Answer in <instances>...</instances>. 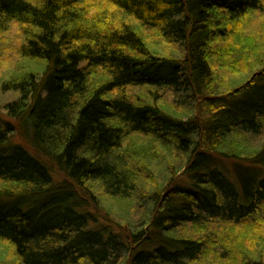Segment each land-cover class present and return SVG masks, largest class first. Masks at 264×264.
Returning <instances> with one entry per match:
<instances>
[{
  "label": "trees",
  "instance_id": "trees-1",
  "mask_svg": "<svg viewBox=\"0 0 264 264\" xmlns=\"http://www.w3.org/2000/svg\"><path fill=\"white\" fill-rule=\"evenodd\" d=\"M257 14L264 0H0L18 55L0 83L15 94L0 245L23 264H260L245 240L264 238ZM104 199L133 203L135 230L115 235L111 215L91 229Z\"/></svg>",
  "mask_w": 264,
  "mask_h": 264
},
{
  "label": "rangeland",
  "instance_id": "rangeland-1",
  "mask_svg": "<svg viewBox=\"0 0 264 264\" xmlns=\"http://www.w3.org/2000/svg\"><path fill=\"white\" fill-rule=\"evenodd\" d=\"M250 23L251 24L248 27L257 28L260 25L264 24V18L262 17L261 14H257V16L254 17V20L250 21ZM15 35L17 34L13 32L11 34L5 35L4 37L0 38V83L2 82V80H4L6 76L9 75L8 71L11 68L9 67V64L7 62L11 61L12 59H17L16 56H18L17 51H15L16 49V46L14 44ZM14 98H15V94L13 95L10 93L2 92L1 86H0V118L1 119H4L6 117L4 116V111H3L4 106L3 105L11 102ZM15 137H16L14 138L15 143L18 142L22 144L23 146L29 148L31 152H34L30 149L31 146L27 140L25 141L24 138L21 137L19 134L16 135ZM231 158L233 161L230 162L229 160L227 159L225 160L223 157H220L221 162L219 163V165L223 166V168H225V170L228 171V173L233 172L232 168H234L235 166H239V167L246 166L245 164L246 162L241 164L240 161L236 162L237 160H240V159L233 158V157ZM87 209H88L86 210L87 213L95 215V217H96V213L97 215H99L97 218H95L96 220H94V221H99V222L93 221L94 223L93 222L91 223V229H94V226L96 228L104 227V224L107 221V219L105 220V217L108 215H111L115 219H118L117 225L116 226L113 225L114 227H112V229L115 230V235L119 233L123 235V231H125V229H129L128 232L130 233L131 230H135V225L139 223L138 221L142 220V217L140 213L137 211V208L135 207V205L129 201L121 202L120 200L114 201L113 199L112 200L104 199L102 203L101 202L99 203L88 202ZM254 236L256 237V235ZM245 240L248 246L253 245L251 248L249 247L250 248L249 251L254 253V255H252L253 259H256V256H255V253H256L257 260H258L259 255H260L259 257H261V260L259 263L264 264V238L262 239V241H258V242L256 241L257 246L256 244L252 243V241L251 243L247 241V235H246ZM230 244H234V242L230 243L229 240H226L224 243V245L228 246L232 252H235V248L233 246H229ZM258 246L260 249H258ZM226 252L227 254H230V252L228 251ZM260 253H262V255ZM227 254L223 253V257L226 256L225 259L221 257L220 253H215L213 257L209 255L207 256L208 258H205L209 261L203 260L204 264H227L228 262L226 260H230V258H233V259L235 258L233 253H231L230 255H227ZM222 260L224 261L222 262ZM241 262L242 261H238V262H235L234 264H245L246 262H247L246 264H252L253 261L248 260L245 263H241ZM0 264H23V263L22 261L19 262L17 259H15L14 256L11 253H9L7 248L2 247L0 245Z\"/></svg>",
  "mask_w": 264,
  "mask_h": 264
}]
</instances>
